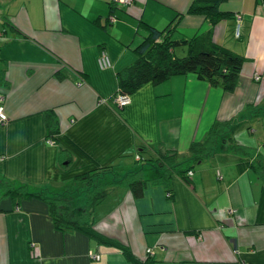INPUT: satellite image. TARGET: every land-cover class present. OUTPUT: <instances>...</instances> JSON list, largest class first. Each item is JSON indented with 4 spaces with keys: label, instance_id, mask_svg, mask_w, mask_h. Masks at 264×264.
I'll return each mask as SVG.
<instances>
[{
    "label": "crops",
    "instance_id": "obj_1",
    "mask_svg": "<svg viewBox=\"0 0 264 264\" xmlns=\"http://www.w3.org/2000/svg\"><path fill=\"white\" fill-rule=\"evenodd\" d=\"M193 1L0 0V94L8 118L0 125V179L46 196V189L63 188L96 167L132 169L141 146L185 153L214 121H229L191 181L172 178L171 198L160 186H147L137 199L116 187L94 208V224L126 243L138 261L264 264V174L239 173L237 157L229 156L231 142L264 156V0H221L218 10L229 16L212 25L206 16L187 13ZM235 14L243 21L240 39L232 36ZM110 15L115 21L108 22ZM177 15L174 36L209 35L245 58L234 91L178 75L142 85L120 107L116 73L135 60L131 48L146 34L138 23L161 29ZM101 52L109 59L105 67ZM49 111L59 125L52 144ZM62 150L68 161L59 159ZM229 237L236 238L237 253ZM0 264L131 263L116 247L55 229L43 199L14 204L0 196Z\"/></svg>",
    "mask_w": 264,
    "mask_h": 264
},
{
    "label": "trees",
    "instance_id": "obj_2",
    "mask_svg": "<svg viewBox=\"0 0 264 264\" xmlns=\"http://www.w3.org/2000/svg\"><path fill=\"white\" fill-rule=\"evenodd\" d=\"M220 1L195 0L187 13L206 16L212 25L224 16H229L218 10ZM179 18L177 15L161 29L143 20L138 23L146 34L131 48L135 60L116 73L118 86L116 93L130 96L146 83L158 84L173 76L186 74H192L197 80L224 92L234 91L245 58L223 44L214 43L209 35L186 39L174 36ZM180 48H183L184 55L178 56L175 49ZM4 80V71L0 69V82ZM259 115L264 117V111ZM45 122L48 137H55L59 133V125L52 111L46 112ZM228 124L229 121H214L205 136L201 140L192 141L185 153L162 146L155 148L141 146V149L136 151L139 159H134L137 166L132 170L115 166L96 167L92 172L79 174L61 191L79 183L84 184L87 191L83 204L74 205L69 199L58 195L46 197L25 184L5 178L0 179V196L10 197L14 204L31 197L43 199L55 229L80 231L97 244L116 247L131 264H155L150 257L138 261L126 243L96 230L94 208L116 187L127 188L131 196L137 199L142 197L147 186H160L170 193L174 176L190 182L187 171L193 170L197 162L212 152ZM229 152L237 157L236 169L239 173L252 169L264 174V156L255 152V149L231 142ZM59 153L61 161L69 160L68 152L62 150ZM102 170L117 172V175L112 173L111 177L103 173L101 176ZM169 197H172L171 193Z\"/></svg>",
    "mask_w": 264,
    "mask_h": 264
},
{
    "label": "built area",
    "instance_id": "obj_3",
    "mask_svg": "<svg viewBox=\"0 0 264 264\" xmlns=\"http://www.w3.org/2000/svg\"><path fill=\"white\" fill-rule=\"evenodd\" d=\"M115 1L117 2V4L123 5V6L130 5L133 2V0H115ZM115 19L116 18L114 16L110 15L109 18H108V22H113V21H115ZM242 29H243L242 17L239 14H235L234 15V26H233L232 36L235 39H239L241 37V35H242ZM99 62L102 63V64H105V63L109 62V59H108L107 55L104 52H101ZM256 78H258V77H256ZM129 100H130V96H127L125 94H121L120 92L116 93V95H115V101L117 102V104L120 107H123L126 104H128ZM3 101H4V96H3V94H0V125H5V123L8 120L7 115H6L5 111H4ZM48 142L52 144V140L51 139H48ZM135 158L139 159L138 155L135 156ZM187 174L189 176H191L192 172L189 171ZM167 196H170V193H167ZM233 210L234 209H229V212H232ZM231 238L236 240V238H234V237H229L228 241ZM231 247H232V245H231ZM232 250H233L234 253L238 252V249H234L233 247H232ZM147 253L151 254V250L147 249ZM89 257L91 259H93V260H98L99 259V255L94 253V252H90L89 253Z\"/></svg>",
    "mask_w": 264,
    "mask_h": 264
},
{
    "label": "rangeland",
    "instance_id": "obj_4",
    "mask_svg": "<svg viewBox=\"0 0 264 264\" xmlns=\"http://www.w3.org/2000/svg\"><path fill=\"white\" fill-rule=\"evenodd\" d=\"M175 51H176V54L178 56L184 55L183 54L184 50L181 51L180 49H175ZM108 64H109V62L105 63V64H102V66L105 67ZM2 87H3V85L0 84V91H2ZM241 131H242V127H239V128L236 129V135H235V139L236 140H238V138L240 137V132ZM256 137H257L256 134H250L249 138H248V142H254V139ZM249 145H252V146H254V148H256L255 146L257 144L256 143H252V144H249ZM229 156L231 157V156H233V154H229ZM136 166H137V164L134 163L132 169H134ZM196 167H197V164L194 166V168H196ZM132 169H130V170H132ZM100 172L102 173L101 176H103V173L105 175H109L111 177L113 176V174L117 175V172H112V171H108V170H106V171L102 170ZM61 190H62V188L54 189V190L53 189H48V190L46 189V191H45L46 197H48V196L49 197L50 196H54L55 197L56 195H58V196L63 197L64 199H67V200L69 199L74 205H79V204H83L84 203V201H85L84 196H85V192L87 191V189L84 187V184L79 183L78 185H75L74 187H72V188H70L68 190H66V189L64 191H61Z\"/></svg>",
    "mask_w": 264,
    "mask_h": 264
},
{
    "label": "bare ground",
    "instance_id": "obj_5",
    "mask_svg": "<svg viewBox=\"0 0 264 264\" xmlns=\"http://www.w3.org/2000/svg\"><path fill=\"white\" fill-rule=\"evenodd\" d=\"M228 242L232 245L234 249H238V242L235 239L231 238Z\"/></svg>",
    "mask_w": 264,
    "mask_h": 264
},
{
    "label": "clouds",
    "instance_id": "obj_6",
    "mask_svg": "<svg viewBox=\"0 0 264 264\" xmlns=\"http://www.w3.org/2000/svg\"><path fill=\"white\" fill-rule=\"evenodd\" d=\"M233 26H234V24H233ZM232 31H233V30H232ZM240 38H241V37H240ZM240 38H239V39H240ZM48 139H52V138H48ZM135 156H137V153L135 154ZM135 156H134V159H136ZM138 158H139V157H138ZM136 160H137V159H136ZM189 171L192 172V170H189ZM189 171H187V173H188ZM187 176L189 177V179H191V176H192V175L189 176V175L187 174ZM166 195H167V193H166ZM168 197H169V196H168ZM150 250H151V249H150ZM146 252H147V250H146ZM146 255H153V254H152V251H151V254H148V253H147Z\"/></svg>",
    "mask_w": 264,
    "mask_h": 264
}]
</instances>
